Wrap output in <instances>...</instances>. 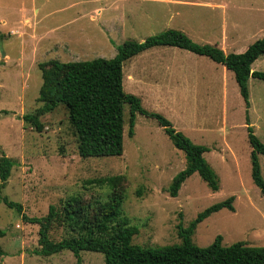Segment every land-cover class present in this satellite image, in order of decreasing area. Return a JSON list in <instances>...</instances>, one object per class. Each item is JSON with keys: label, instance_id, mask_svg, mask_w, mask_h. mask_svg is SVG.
I'll return each mask as SVG.
<instances>
[{"label": "rangeland", "instance_id": "rangeland-1", "mask_svg": "<svg viewBox=\"0 0 264 264\" xmlns=\"http://www.w3.org/2000/svg\"><path fill=\"white\" fill-rule=\"evenodd\" d=\"M167 29L226 53L240 51L264 37V0H0V156L13 161L0 195L19 202L26 216L42 217L49 205L60 207L70 196L84 203L105 201L112 190L86 180L120 174L121 216L138 228L133 244L179 243L178 224L185 227L209 205L234 196V210L221 209L199 222L192 242L204 247L221 235L223 245H264V194L251 178L244 101L233 73L208 57L152 47L123 63L122 85L145 109L161 113L192 142L209 148L204 157L219 180L215 192L195 172L171 197L168 186L185 166L184 153L154 118L140 113L128 136V105L119 156L80 157L62 103L41 116L40 132L20 118L41 105L40 63L111 58L124 41H143ZM261 59L253 70L264 71ZM248 89L249 121L264 143V81L249 78ZM258 158L264 178V155ZM0 229L5 231L0 264H76L67 249L39 254V224L1 202ZM71 234L65 221L49 230L55 241ZM80 257V264H105L99 252L84 250Z\"/></svg>", "mask_w": 264, "mask_h": 264}, {"label": "trees", "instance_id": "trees-1", "mask_svg": "<svg viewBox=\"0 0 264 264\" xmlns=\"http://www.w3.org/2000/svg\"><path fill=\"white\" fill-rule=\"evenodd\" d=\"M156 46H173L206 56L233 73L246 108L251 178L264 194L258 158V154L264 155V143L255 135L247 111L249 78L264 81V71L251 69L252 63L264 55V37L254 40L242 52L226 53L216 45L195 42L181 30L167 29L149 35L143 41H124L111 58L67 62L51 59L39 65L42 83L38 100L41 105L20 118L40 132L43 128L41 116L62 103L67 108L80 157L119 156L123 153L124 107L128 105V136L134 134L136 113H140L154 118L171 143L184 153L185 166L173 176L168 186L171 197L177 196L182 183L195 172L211 191H217L218 177L204 157L209 148L192 142L165 116L145 109L138 96L123 89V63ZM12 165V159L4 154L0 156V190L6 185ZM122 182L120 174L87 179V185L112 190L105 201L84 203L80 196H70L61 200L60 207L49 205L47 214L42 217L26 216L22 213V205L5 195H0V202L14 208L24 220L39 224V254L51 255L67 249L76 257V264H80V252L84 250L102 253L105 264H264V245H250L245 241L223 245L221 235H216L212 243L204 247L192 242L191 236L199 222L221 209L234 210V196L209 205L187 226L178 224L179 243L157 247L131 243L138 228L128 217L121 216ZM62 217L64 219H59ZM56 221H65L72 234L58 241L51 239L49 230ZM4 235L5 231L0 229V237ZM4 254L0 246V257Z\"/></svg>", "mask_w": 264, "mask_h": 264}, {"label": "crops", "instance_id": "crops-1", "mask_svg": "<svg viewBox=\"0 0 264 264\" xmlns=\"http://www.w3.org/2000/svg\"><path fill=\"white\" fill-rule=\"evenodd\" d=\"M246 49V47L244 48V49H242V50H240V51H236V52H242V51H244ZM264 55H262V56H260L259 58H262L259 62H262L263 60H264V57H263ZM259 58H257L255 61H257ZM253 64V63H252ZM251 69L253 70V68H252V65H251Z\"/></svg>", "mask_w": 264, "mask_h": 264}]
</instances>
